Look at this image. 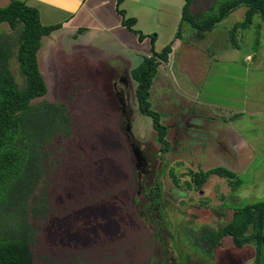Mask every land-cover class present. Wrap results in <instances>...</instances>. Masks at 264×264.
I'll list each match as a JSON object with an SVG mask.
<instances>
[{
  "label": "rangeland",
  "instance_id": "374dc122",
  "mask_svg": "<svg viewBox=\"0 0 264 264\" xmlns=\"http://www.w3.org/2000/svg\"><path fill=\"white\" fill-rule=\"evenodd\" d=\"M197 1L200 5L205 0ZM225 1L216 0L214 8ZM208 2L211 4L212 0L198 9ZM243 8L215 24L218 34L214 39L210 35L204 41L195 39L194 46L210 62L208 98L221 102L230 90L238 99L251 96L244 106L255 110V100L264 97V19L253 15L245 30H234L238 23L234 20L244 17ZM251 28L257 30L252 38ZM1 29L8 27L3 24ZM238 51H258L254 67L248 66L246 70L241 64L239 70H233L240 63L223 67L217 61L227 52ZM43 59L42 54H37L47 91L33 101L53 102L63 96L73 123L72 134L63 141V170H53L34 189L36 197L43 184L50 191L46 218L30 219L37 230L33 246L36 264H254L253 244L236 248L226 243L205 255L193 247V238L186 235L188 230L199 231L202 226L218 228L235 209L264 201V167H259V176L254 179L256 167H243L231 179V185L228 178L216 174L209 175L201 186L195 183L194 174L227 168L232 162L229 150L224 152L227 146L221 145L230 135L228 123L224 122L226 112L186 100L178 93L179 83L167 76L162 85L155 84L148 99L166 127V142L161 143L150 116L139 111L134 81L128 79V84H124L122 79L123 84L118 86L114 82V86L110 79L115 72L83 57L76 62L58 57L56 71L51 63L46 66ZM143 71L134 69L131 74L137 77ZM205 74L201 70L196 79L202 80ZM238 103L242 105L240 100ZM210 112L218 117L213 129ZM127 124L131 134L125 131ZM259 133L258 142L264 144V132ZM131 144L146 159V166L139 170ZM252 161L257 163L259 159L253 156ZM243 179L248 181L245 186ZM157 187L161 191V208L158 211L151 207L150 214L145 193ZM261 244L258 260L264 264V241Z\"/></svg>",
  "mask_w": 264,
  "mask_h": 264
},
{
  "label": "trees",
  "instance_id": "16d2710c",
  "mask_svg": "<svg viewBox=\"0 0 264 264\" xmlns=\"http://www.w3.org/2000/svg\"><path fill=\"white\" fill-rule=\"evenodd\" d=\"M194 1L184 0L181 20L196 29L197 39L239 7H245V14L243 20L236 23V31L245 29L253 15L264 19V0H226L216 9V0H212L207 10L192 13L190 8ZM115 2L122 24L137 33L139 39L145 37L134 28L135 18L127 17L121 9L124 0ZM3 24L8 29L0 30V264H36L33 246L37 241V230L30 219L46 218L50 191L48 193V186L43 184L36 197L34 189L53 170H63L66 148L63 141L72 134L73 122L69 114L71 109L63 96L53 102L33 101L47 91L38 68V50L43 36L57 25H43L38 10L19 0H9L0 6V26ZM179 30L176 37H179ZM150 36L152 54L136 68V71L144 70L142 74L132 76L137 82L135 95L139 111L150 116L162 143L166 142V127L160 123V115L150 108L148 98L158 63L167 60L171 42L156 52L153 35ZM55 152L57 154L53 155ZM212 174L228 178L230 185L231 179L236 177L230 169L216 167L194 174L196 185L201 186ZM145 196L149 199L150 214L153 206L159 211L160 188H152L148 194L146 191ZM263 227L264 201H260L235 209L230 220L218 228L202 226L199 231L189 233L188 230L186 235L193 238V247L205 255L224 246L221 241L226 236L236 248L253 244L256 261L264 241ZM254 264H259V260Z\"/></svg>",
  "mask_w": 264,
  "mask_h": 264
},
{
  "label": "crops",
  "instance_id": "0c3cea01",
  "mask_svg": "<svg viewBox=\"0 0 264 264\" xmlns=\"http://www.w3.org/2000/svg\"><path fill=\"white\" fill-rule=\"evenodd\" d=\"M8 1L0 0V6L5 5ZM19 1L35 7L43 25H57L48 35L43 36L42 45L38 50V54L45 57L43 62L46 60V66L51 63L52 69L55 71L57 70L55 63L58 57H69L73 60L71 62H76L77 58L83 57L87 61L94 60L101 63L100 67L104 70L108 69V72H115V76L110 79V84L114 82H117L118 86L123 83L128 84V79H130L135 82L136 87L137 82L131 71L136 69L145 57L151 56L150 35L154 34L153 49L156 52L171 42V51L167 60L158 63L149 90L150 96L155 84L162 85L163 81H167L166 77L168 76L179 83L178 93L186 100L200 106H210V109L220 110L219 112H226L224 122L228 123L226 129L230 135L225 137L226 141H223L221 145L227 146L224 148V152L228 149L229 155L233 156L232 162L227 168L229 167L231 171L238 174L243 167H256L253 169V179L255 176H259V167H264V144L258 142L259 132H264V97H258L259 99L255 100V110H248L244 106L245 100L249 101L251 96L238 99L230 90L224 93L221 102L208 98L206 94H209L210 87L208 82L210 62L203 56L200 48L194 46L195 42L197 43L195 40L197 39L195 37L196 29L189 22L181 20L184 0H159V3H156V0H124L121 5L126 16L135 18L134 28L146 35L142 39H139L137 33L122 24V18L116 10L115 0ZM205 1H202L200 5L202 6ZM198 3L195 0L191 5L190 11L192 13L207 10L210 6V2H208L205 7L198 9L200 6ZM241 8L233 10L219 24ZM243 9V14H245V8ZM240 20H234V22ZM178 28H180V34L179 37H176ZM243 33L241 30L239 35L242 36ZM217 34L218 28L213 27L211 30H206L200 39L204 41L209 35L214 39ZM249 35L251 38L257 35L256 28H251ZM251 38L247 37V40ZM235 48L240 50L238 47ZM257 52L238 51V54L227 52L225 57H220L217 61L220 60L223 67H226L225 65L228 63L236 65L238 62L240 64L233 66V70H239L241 64H244L243 67L247 70L248 66L254 67ZM99 54H103V56L101 57ZM257 62L260 63L261 61ZM201 70L207 74L202 80H197L196 75ZM123 74L126 75V79L124 78L125 82L122 83ZM227 75L230 76V73L228 72ZM115 83L114 86H116ZM238 100L242 102V105L238 103ZM210 114V126L213 129L218 117L215 113L210 112ZM237 116L238 118H236ZM243 136H250V138H243ZM253 156L258 157L257 163H253ZM251 182L258 186L255 181L251 180ZM247 183L248 181L242 180L244 186ZM255 197L259 196L255 194ZM221 242L227 243L229 247L233 246L229 236L223 237ZM255 256L256 253L254 252V258ZM252 260L254 263L258 262V260Z\"/></svg>",
  "mask_w": 264,
  "mask_h": 264
},
{
  "label": "water",
  "instance_id": "95a60500",
  "mask_svg": "<svg viewBox=\"0 0 264 264\" xmlns=\"http://www.w3.org/2000/svg\"><path fill=\"white\" fill-rule=\"evenodd\" d=\"M124 79V78H122ZM125 80V79H124ZM119 102H120V106H121V110L124 111V104H123V101H122V98H119ZM125 131L128 133V134H131V131H130V125L127 124L125 126ZM131 148H132V154L134 156V159H135V163H136V168L139 170L141 169L142 167H145L146 166V159L145 157L142 155V152L141 150L135 146L134 144H131Z\"/></svg>",
  "mask_w": 264,
  "mask_h": 264
}]
</instances>
